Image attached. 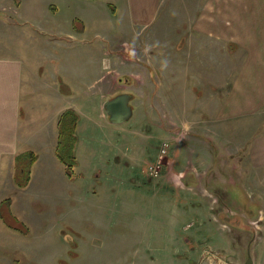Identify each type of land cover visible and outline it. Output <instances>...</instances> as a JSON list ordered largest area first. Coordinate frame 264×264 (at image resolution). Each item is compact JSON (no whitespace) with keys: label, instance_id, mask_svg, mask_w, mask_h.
<instances>
[{"label":"rangeland","instance_id":"rangeland-1","mask_svg":"<svg viewBox=\"0 0 264 264\" xmlns=\"http://www.w3.org/2000/svg\"><path fill=\"white\" fill-rule=\"evenodd\" d=\"M122 1L0 0V55L29 64L38 127L64 107L79 114L71 179L60 161L43 157L32 167L29 190L1 187L25 228L1 227L0 264H245L248 254L251 264H264V167L253 166L245 147L238 150L261 132V114L238 100L213 118L223 141H214L216 150L193 116L183 126L177 108L194 99L205 126L208 100L221 103L238 73L242 5L170 0L148 27L134 28ZM70 16L83 17L85 24L70 23L87 28L81 43L67 38ZM166 67L167 77L160 76ZM123 92L132 115L112 123L103 102ZM163 140L170 149L162 175L150 179L145 169ZM171 160L184 167L194 160L204 172L180 190L165 176Z\"/></svg>","mask_w":264,"mask_h":264},{"label":"crops","instance_id":"crops-1","mask_svg":"<svg viewBox=\"0 0 264 264\" xmlns=\"http://www.w3.org/2000/svg\"><path fill=\"white\" fill-rule=\"evenodd\" d=\"M169 1L170 0H123L122 10L130 20V26H134V28H146L153 21H155V17L163 9V4H166ZM239 5H242V8L239 10L240 12L238 17V73L235 77L236 80L234 79V81L227 86L226 92L223 93V96H221V103L210 105L211 103H214V101L212 100L210 102V100H208L207 109L209 106L212 107H209V114L206 117L205 126L199 125L202 113L199 116L198 112L197 114H194L195 108L193 107V104L195 101L193 97V103L190 102L189 105H187L186 102L184 104L178 103L177 108L180 107L179 114L185 120L183 126H187V119L193 116L196 123L194 126L205 128V139L211 146L218 143L217 141L223 143V141L220 140V135L217 133L218 138L215 135V128L212 124V119L214 118L213 121H215L222 118V114L226 111L227 107L237 104V101L240 100L247 105L249 111L254 113L259 111L261 117L260 122L258 123L261 132L255 135L252 140H248L245 144L243 143L242 146H238L240 147L238 150L245 147L251 163L254 167L259 168L260 170L264 167V0H239ZM113 7V12L118 10V6L113 5ZM18 12L20 18L22 19L23 15L20 14L19 9ZM74 22L77 24H79V22L85 24L83 17L75 16L74 18H71L70 16L68 19L69 25L66 30L67 38L71 39L73 42L81 43L86 40L84 36L87 28L85 26L82 28L80 25L73 27L71 24H75ZM20 24L21 23L19 21L16 25L20 26ZM9 26L16 27L15 25ZM132 31L134 32L136 30L132 29ZM137 33H139V31H136V34ZM134 37L137 39L136 35H134ZM135 39L133 42L137 44L138 42ZM28 67L29 64H27L21 56H16L14 54L0 55V189L3 186L4 192L11 186L14 188L13 185L19 189L27 191L30 189L32 184V173H30V180L25 187H19L15 180H12L16 166L15 157H17V155L21 153L33 152L37 157L33 165L40 160L46 161L47 159V161L51 163L53 159H57L55 155L57 120L59 115L65 109L71 108L70 106L62 108L63 110H61V112H57L58 114H54V117L50 118L48 122L46 121V118H43L41 127H38V119L35 116L37 112V108L35 107L36 103L31 100L33 96L32 93L36 92L37 85H34L31 70ZM168 70V67L160 68V76L167 77ZM147 72L150 74L149 71ZM169 75L171 76L170 73ZM178 75L184 78L187 76L181 73ZM61 80L63 82V86L68 85L73 90V93L75 92L73 87H71L65 79H62L61 77ZM52 87L56 91L61 89H59L58 86H56V89L54 86ZM99 90H101V86L98 91ZM58 92L61 94L60 96H68L67 94L69 93L63 92V90ZM236 97L239 99H236ZM217 98L218 97L215 96L216 101ZM34 108H36L35 111L33 110ZM73 109L78 114L77 110L75 108ZM45 114H47V109L45 110ZM208 118L209 122H207ZM220 145L223 148L225 143ZM219 155H221L220 152ZM43 157H46V159ZM191 163H193L192 166H189V163H187L186 167H184L176 160H171L169 162L171 170L168 165V171L165 176L172 178L175 186H179L178 184H181L182 188H180V190H184L185 179L198 177L204 172V170L198 169L197 165H194V160H191ZM11 165L13 166L11 179L8 176L4 180L2 173L4 169L10 171ZM65 176L67 177L66 174ZM6 180H8L9 183H6ZM186 187V189L192 188L190 185ZM6 198L11 199L9 205L11 213L18 220L22 221V219L17 215V208L15 210L14 197L9 194L5 196L0 194V202ZM20 205L21 204L19 203V206ZM19 211L22 210L18 209V212ZM1 227L18 233V230L5 225L4 221L0 218V229L3 231ZM8 235L11 236L13 234L10 233Z\"/></svg>","mask_w":264,"mask_h":264},{"label":"trees","instance_id":"trees-1","mask_svg":"<svg viewBox=\"0 0 264 264\" xmlns=\"http://www.w3.org/2000/svg\"><path fill=\"white\" fill-rule=\"evenodd\" d=\"M114 9V7L112 6ZM79 115L73 108L65 109L57 120V139L55 145V155L64 165L65 174L69 179L74 176V168L77 165L75 147L77 143V124ZM33 152L21 153L15 157V175L13 179L19 187H25L30 180V173L33 163L36 160ZM10 198L0 202V218L5 225L23 232L24 223L18 220L10 211Z\"/></svg>","mask_w":264,"mask_h":264},{"label":"water","instance_id":"water-1","mask_svg":"<svg viewBox=\"0 0 264 264\" xmlns=\"http://www.w3.org/2000/svg\"><path fill=\"white\" fill-rule=\"evenodd\" d=\"M129 101V93H120L104 101L103 106L110 122L116 124L123 123L131 117L133 109ZM251 263L252 258L248 254L245 264Z\"/></svg>","mask_w":264,"mask_h":264},{"label":"flooded vegetation","instance_id":"flooded-vegetation-1","mask_svg":"<svg viewBox=\"0 0 264 264\" xmlns=\"http://www.w3.org/2000/svg\"><path fill=\"white\" fill-rule=\"evenodd\" d=\"M123 93H127V92H123ZM119 94H120V93H119ZM113 97H114V96H113ZM109 99H110V98H109ZM106 100H107V99H106ZM104 101H105V100H104ZM129 102H130V101H129ZM103 103H104V102H103ZM164 141H166V142L168 143V145H169L168 140H163V141L161 142L160 146H159V149H158V155H157L156 159H155L153 162H151V163H154V162H157V161L159 160V165H160L159 170H158L156 173L150 174L149 171L147 170V168H148V166H149L151 163H149V164L147 165L146 169H145V171L147 172V175L149 176L148 178H150V179H156V178L161 177V175H162L161 173H162V170H163L164 165H165V156L169 153V149H170V145H169V148H168L167 153H166L165 155L161 156L160 158H158V157H159V153H160L161 145H162V143H163ZM174 184H175V183H174ZM246 261H247V260H246ZM246 261H245V263H246ZM252 263H253V261H252Z\"/></svg>","mask_w":264,"mask_h":264},{"label":"built area","instance_id":"built-area-1","mask_svg":"<svg viewBox=\"0 0 264 264\" xmlns=\"http://www.w3.org/2000/svg\"><path fill=\"white\" fill-rule=\"evenodd\" d=\"M168 148H169V145L166 141H164L161 145V148H160V153H159V157L160 158L161 156L165 155L168 151ZM160 168V165H159V160L157 162H154V163H151L147 170L149 171L150 174H153V173H156Z\"/></svg>","mask_w":264,"mask_h":264}]
</instances>
